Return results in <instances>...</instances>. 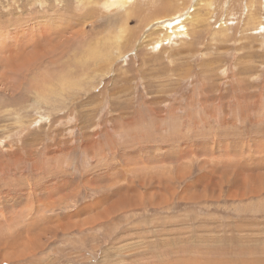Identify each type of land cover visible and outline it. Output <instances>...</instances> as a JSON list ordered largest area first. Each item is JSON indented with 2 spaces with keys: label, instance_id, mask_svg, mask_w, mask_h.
Returning a JSON list of instances; mask_svg holds the SVG:
<instances>
[{
  "label": "rangeland",
  "instance_id": "rangeland-1",
  "mask_svg": "<svg viewBox=\"0 0 264 264\" xmlns=\"http://www.w3.org/2000/svg\"><path fill=\"white\" fill-rule=\"evenodd\" d=\"M0 264H264V0H0Z\"/></svg>",
  "mask_w": 264,
  "mask_h": 264
},
{
  "label": "bare ground",
  "instance_id": "bare-ground-1",
  "mask_svg": "<svg viewBox=\"0 0 264 264\" xmlns=\"http://www.w3.org/2000/svg\"><path fill=\"white\" fill-rule=\"evenodd\" d=\"M128 1V0H127ZM127 4V3H126ZM189 14V13H188ZM187 17V16H186ZM30 21V20H29ZM181 22V19L179 20V23ZM176 23L178 24V22L175 20V19H173V20H171V21H168V24L166 23V25L168 26V27H171V28H173V26L174 25H176ZM183 23V22H182ZM163 24V23H162ZM160 25V24H159ZM176 28H177V26H175ZM169 29V28H168ZM181 29H182V27H181ZM178 31H179V28H178ZM181 31V30H180ZM168 32V31H167Z\"/></svg>",
  "mask_w": 264,
  "mask_h": 264
}]
</instances>
